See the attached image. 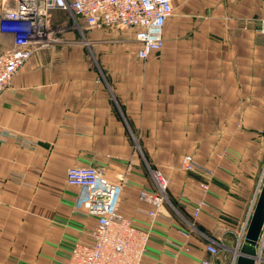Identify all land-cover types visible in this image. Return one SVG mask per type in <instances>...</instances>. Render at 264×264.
<instances>
[{
    "label": "crops",
    "instance_id": "0c3cea01",
    "mask_svg": "<svg viewBox=\"0 0 264 264\" xmlns=\"http://www.w3.org/2000/svg\"><path fill=\"white\" fill-rule=\"evenodd\" d=\"M65 14H49L58 36L0 94V264H63L91 242L95 216L76 208L71 166L112 178L127 168L117 209L141 228L139 190L154 186L151 169L168 178L144 264H197L211 243L229 264L264 182V0H175L165 45L145 60L130 30L81 32ZM11 47L0 34V53ZM185 154L213 171L204 194ZM258 244L264 264V231Z\"/></svg>",
    "mask_w": 264,
    "mask_h": 264
},
{
    "label": "built area",
    "instance_id": "2783aa9c",
    "mask_svg": "<svg viewBox=\"0 0 264 264\" xmlns=\"http://www.w3.org/2000/svg\"><path fill=\"white\" fill-rule=\"evenodd\" d=\"M54 10L67 13L72 27L81 32L102 27L130 30L135 55L145 60L164 45V28L167 18L173 14L174 0H13L12 6L0 11V34L9 35L12 40V47L0 53V94L38 48L56 39L49 23V14ZM258 30L264 34V17L259 19ZM180 166L202 176L199 187L204 194L213 177L212 169L199 163L192 154H185ZM127 172L126 168L112 178L104 167L71 166L66 169V182L78 188L76 208L95 216V224L90 231L91 242L75 243L63 264H144L151 224L170 203L167 197L169 181L160 170L151 169L154 186L139 190V198L149 205L146 215L150 220L148 227L141 228L117 209ZM263 187L264 182L260 180L254 195L257 201ZM204 205V200L198 202L193 217L198 216ZM262 231L264 222L261 236ZM259 238L253 264H259ZM205 249L211 258H203L197 264H216L218 247L211 243L206 244ZM237 252L229 264H237L240 250Z\"/></svg>",
    "mask_w": 264,
    "mask_h": 264
},
{
    "label": "water",
    "instance_id": "95a60500",
    "mask_svg": "<svg viewBox=\"0 0 264 264\" xmlns=\"http://www.w3.org/2000/svg\"><path fill=\"white\" fill-rule=\"evenodd\" d=\"M264 222V189H262L260 198L254 208L249 220L243 245L237 259V264H253L255 255V246L259 238L261 228Z\"/></svg>",
    "mask_w": 264,
    "mask_h": 264
},
{
    "label": "rangeland",
    "instance_id": "374dc122",
    "mask_svg": "<svg viewBox=\"0 0 264 264\" xmlns=\"http://www.w3.org/2000/svg\"><path fill=\"white\" fill-rule=\"evenodd\" d=\"M175 1V0H174ZM177 1V0H176ZM13 5V0H0V11L3 9V8H5V7H10V6H12ZM66 16H68L67 15V13L65 14ZM56 35H57V33H56ZM56 35H53V36H56ZM58 36V35H57ZM164 45H165V43H164ZM241 249V247L240 246H238V248H237V250L239 251Z\"/></svg>",
    "mask_w": 264,
    "mask_h": 264
},
{
    "label": "trees",
    "instance_id": "16d2710c",
    "mask_svg": "<svg viewBox=\"0 0 264 264\" xmlns=\"http://www.w3.org/2000/svg\"><path fill=\"white\" fill-rule=\"evenodd\" d=\"M263 189H264V187H263Z\"/></svg>",
    "mask_w": 264,
    "mask_h": 264
}]
</instances>
